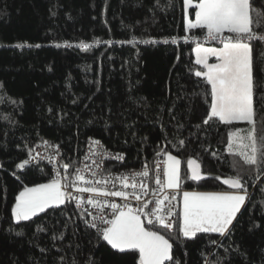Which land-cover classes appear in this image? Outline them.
<instances>
[{"label":"trees","instance_id":"trees-1","mask_svg":"<svg viewBox=\"0 0 264 264\" xmlns=\"http://www.w3.org/2000/svg\"><path fill=\"white\" fill-rule=\"evenodd\" d=\"M192 1L194 18L199 0ZM253 6L254 16L264 18V0H253ZM186 18L184 0H0V264H87L89 257L96 264H137L138 252L111 249L72 204L19 225L12 218L25 186L54 177L45 163L18 169L29 156L26 149L53 142L64 163L76 168L92 137L125 154L124 162L113 164L117 169L152 165L164 156L158 151L175 154L183 190H229L220 178L239 173L250 199L229 236L184 238L181 212L171 231L146 226L169 239L179 264H264V171L241 166V158L227 150L229 133L246 131L245 122L202 124L211 86L195 76L203 70L195 44L181 38L207 29H188ZM133 36L137 43L125 42ZM21 43L25 47H16ZM253 55L257 78L264 79V42L253 43ZM188 159H196L208 178L187 179ZM61 234L63 239H53Z\"/></svg>","mask_w":264,"mask_h":264},{"label":"snow or ice","instance_id":"snow-or-ice-1","mask_svg":"<svg viewBox=\"0 0 264 264\" xmlns=\"http://www.w3.org/2000/svg\"><path fill=\"white\" fill-rule=\"evenodd\" d=\"M184 5L186 8L192 7V0H184ZM195 7L198 9L195 12V20H188V29H207L206 38L218 40L223 45L221 48H204L200 45L196 47V64L202 65L203 70H196L195 76L202 77L211 86L210 104L202 124L209 125L214 120L224 125L245 122L249 126L246 131L237 129L229 133L227 150L241 158V166L247 165L264 171V79L257 78L253 55V43L264 42V31H258L264 28V24L260 23L264 18L254 16L258 10L254 9L253 0H199ZM125 42L135 44L137 40L133 36ZM139 42L155 43L154 40ZM105 43L112 44L113 41ZM16 47L23 48L25 44H17ZM81 47L87 50L90 46L82 44ZM209 55L216 56L219 62L208 63ZM260 63H264V60ZM260 71L264 74V69ZM3 87L4 85L0 83V88ZM179 144L183 146L184 141H179ZM42 145L46 151L51 149L52 152L43 158L49 162L58 160L61 155L59 145L46 140L42 141ZM26 151L29 158L18 163L16 165L18 169H25L37 157H41L39 152L32 155L35 149ZM161 154L166 156V160L163 161L162 169L158 163L156 164L154 182L159 187L152 189L157 199L154 202L142 201V197L149 194L147 179L151 177L147 164L140 172L115 175L108 171L104 174V158L122 162L125 154L109 153L101 147L100 140L89 138V153L86 159L97 157L92 161V165L86 164L83 168H75L74 162L63 163L56 168L55 175L49 182L32 187L25 186L15 199L11 209L12 218L19 225L22 221H30L40 213H45L49 208L57 209L61 205L74 203L76 208L81 210L80 216L86 227L95 229L97 238L106 242L111 249L119 253L135 250L139 254L137 264L168 262L179 264L173 257V244L169 239L159 231L146 228L145 220L141 218L142 216L147 218L146 222L149 225L159 224L161 228L167 230H172L176 226V221L172 217L177 215L174 211L177 205L173 201L176 200V195H179L181 187V160L171 152H157V155ZM239 163L240 161H237L233 167H237ZM187 169L190 170L187 179L201 181L207 178V175L201 172L196 159L187 160ZM85 172L90 174L89 178H86ZM223 183L234 191L182 193L179 223V233L182 237L195 240L200 233H219L221 236L231 234L233 221L250 199V194L243 176L239 173L234 178L224 179ZM117 185L120 187L117 188ZM165 190H172L175 195L164 194L159 198L158 194ZM85 193L90 195L85 198ZM109 197H120L125 203L109 202L107 199ZM130 198L142 203L133 207L127 203ZM149 203H154L155 206L145 211ZM86 205L97 210L110 208L112 218L106 219L101 212L88 220L86 217L91 213ZM37 230L44 229L38 227ZM53 239H63V234L54 236ZM60 259L63 261L64 257ZM87 264L96 262L89 257Z\"/></svg>","mask_w":264,"mask_h":264},{"label":"built area","instance_id":"built-area-1","mask_svg":"<svg viewBox=\"0 0 264 264\" xmlns=\"http://www.w3.org/2000/svg\"><path fill=\"white\" fill-rule=\"evenodd\" d=\"M206 35H207V33L200 34V35L199 34H197V35H188V36H185V37H183L181 39L184 40L185 42H188V43H191V44L202 43V44H207V45H222V43H220V41H218V40L207 39ZM225 35H228V34L225 33ZM178 41H179V39L174 40V42H178ZM92 139H96V138L92 137ZM96 140H99V139H96ZM43 141H45V140H43ZM51 143L55 144L53 142H51ZM101 147L103 149H105L106 151H108L109 153H120V152H116V151H114L112 149L107 148L102 141H101ZM59 148H60L61 155L58 158V160L54 159L52 162H49V160L43 158V156L52 154L51 149H48L46 151L45 148L42 145V141H38L32 147V149H35V151L32 153V155H35L36 152H39V153H41V157H37V159L32 161V163H39L40 162V163H45V164L50 165L52 170H53V173L55 175L56 168L59 167L61 164H63L64 161H65L64 152H63V150L61 149L60 146H59ZM97 151H100V149H97ZM88 153H89V139L87 141L85 152H84L83 156L81 157L80 162H79V164H78V166L76 168H83L84 165H86V164L87 165H92V161L94 159H97V157H95V156H93L91 159H86V157L88 156ZM28 158H29V156H28ZM164 160H165L164 156H159V157L156 158V160L154 161V163L152 165L147 164V166H148V168L150 170L149 174H150V177H151V179H147V184H148V188H149V194L147 196H143L142 197V201H149L150 200V201L154 202L155 199H157V195H154L153 192H152V189H156V188L159 187L154 182L155 173L157 171L156 164L158 163L161 166V169H162ZM116 162L117 161L111 160V159H109L107 157L104 158V160H103L104 174H107L108 171H110L112 174H115V175L130 174L132 172H140V171H142V169L144 167V165H143V166H140V167H137V168L117 169L113 165ZM122 162H124V160ZM93 167H95V166L93 165ZM62 174H63V172H62ZM84 174H85L86 178L90 177V174L88 172H85ZM161 179H163L162 175H161ZM119 187L120 186L117 185V188H119ZM128 190L131 191V189H128ZM181 191L182 190H179V195H176V200L173 201V203H176V205H177L176 208L174 209V211L177 213V215L172 217V219L174 221H176V223L178 222V219H179V212H180V201L179 200H180ZM164 194H168L169 196L175 195V193L172 190H165V192H160L158 194L159 198H162ZM89 195L90 194H88V193L84 194L85 198H87ZM107 199H108L109 202H115V203H119V204L125 203V201L122 200V198H120V197H109ZM127 203H130L133 207H137V206H140V204L142 202H137V201H135V200L130 198L129 201H127ZM165 203H167V202H165ZM72 205L76 208L74 203ZM154 206H155L154 203H149L148 207L145 208L144 210L145 211H149V210L153 209ZM85 207H87L89 212L91 213V215L88 216V220H91L92 216H94V215L101 214V212L105 216L106 219H111L112 218V210L110 208H104L102 210H97V209H93L90 205H86ZM141 218L145 220V223H146L147 226L155 227V228H161L159 226V224L149 225L146 222L147 218H145L143 216ZM148 218H151V217H148ZM161 229H163V228H161ZM164 230H167V229H164ZM167 231H171V230H167Z\"/></svg>","mask_w":264,"mask_h":264},{"label":"crops","instance_id":"crops-1","mask_svg":"<svg viewBox=\"0 0 264 264\" xmlns=\"http://www.w3.org/2000/svg\"><path fill=\"white\" fill-rule=\"evenodd\" d=\"M222 46L223 45H215L212 48H221ZM194 53H195V51H194ZM195 58H196V53H195ZM211 58H212L211 60H212L213 63H218L219 62L216 56H211ZM185 191H188V192H225V191H234V190H198V189L182 190L181 194H180V200H179L180 201V212H182V193L185 192ZM145 227L147 228L146 223H145ZM149 230H151V229H149ZM152 231H154V230H152Z\"/></svg>","mask_w":264,"mask_h":264},{"label":"rangeland","instance_id":"rangeland-1","mask_svg":"<svg viewBox=\"0 0 264 264\" xmlns=\"http://www.w3.org/2000/svg\"><path fill=\"white\" fill-rule=\"evenodd\" d=\"M194 3H193V1H192V5H193ZM190 8L191 7H188V8H186V11H187V18H186V21L188 22V20L189 19H192V20H195V17L194 18H191V16H190ZM198 10V9H197ZM196 10V11H197ZM197 45H200V46H202V47H204V48H212V47H214L215 45H207V44H202V43H198V44H195V47H194V51H195V53H196V47H197ZM211 56L212 55H209L208 56V63H210V64H214L213 62H212V58H211ZM196 58H197V56H196ZM173 154V153H172ZM173 155H175V154H173ZM164 157H165V160H166V156L164 155ZM178 157V156H177ZM179 158V157H178ZM180 159V158H179ZM181 167H182V164H181V166H180V174H181ZM32 187V186H31ZM180 190H183L181 187H180ZM22 191V190H21Z\"/></svg>","mask_w":264,"mask_h":264},{"label":"water","instance_id":"water-1","mask_svg":"<svg viewBox=\"0 0 264 264\" xmlns=\"http://www.w3.org/2000/svg\"><path fill=\"white\" fill-rule=\"evenodd\" d=\"M199 163V162H198ZM200 164V163H199ZM200 170H201V172L203 173V171H202V165L200 164ZM189 173H190V170H189ZM204 174V173H203ZM207 178H208V175H207ZM229 178H231V177H225V178H220V182L226 187V188H228L229 190H233V189H231L228 185H225L224 183H223V180L224 179H229ZM202 180H204V179H202ZM201 180V181H202Z\"/></svg>","mask_w":264,"mask_h":264}]
</instances>
